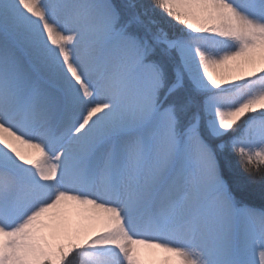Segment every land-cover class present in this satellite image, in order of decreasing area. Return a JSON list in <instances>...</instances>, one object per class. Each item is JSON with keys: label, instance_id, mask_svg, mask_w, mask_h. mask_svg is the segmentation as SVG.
I'll return each mask as SVG.
<instances>
[{"label": "snow or ice", "instance_id": "1", "mask_svg": "<svg viewBox=\"0 0 264 264\" xmlns=\"http://www.w3.org/2000/svg\"><path fill=\"white\" fill-rule=\"evenodd\" d=\"M0 264H264V0H0Z\"/></svg>", "mask_w": 264, "mask_h": 264}, {"label": "trees", "instance_id": "2", "mask_svg": "<svg viewBox=\"0 0 264 264\" xmlns=\"http://www.w3.org/2000/svg\"><path fill=\"white\" fill-rule=\"evenodd\" d=\"M254 192H255V194L250 196V197H247V200L249 203L253 204L254 206L259 207L261 204V200H260V197L258 195L259 185L254 186Z\"/></svg>", "mask_w": 264, "mask_h": 264}]
</instances>
